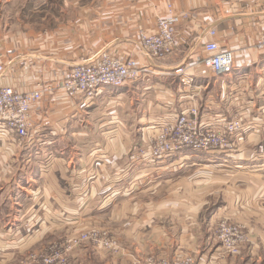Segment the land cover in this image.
Wrapping results in <instances>:
<instances>
[{
	"label": "crops",
	"instance_id": "crops-1",
	"mask_svg": "<svg viewBox=\"0 0 264 264\" xmlns=\"http://www.w3.org/2000/svg\"><path fill=\"white\" fill-rule=\"evenodd\" d=\"M168 3L182 17L173 49L156 60L139 50L137 32H153ZM73 4L77 15L56 31L0 34V63L8 69L0 85L54 86L33 111L25 148L0 140L1 172L13 171L0 175V264H16L27 250L94 227L115 234L121 251L103 254L88 241L73 252V264H136L134 256L148 254L189 255L202 264L220 251L212 235L218 214L235 218L248 233L238 254H224V264H264V53L255 47L264 30V0ZM210 27L219 45L233 51L230 74L212 75L198 64L200 36ZM100 51L134 57L146 70L122 86H103L92 99L58 87L71 66ZM196 95L202 121L239 113L238 150H188L151 163L130 158L134 146L157 132L154 122L168 115L166 105L179 108ZM221 192V205L208 214L209 199Z\"/></svg>",
	"mask_w": 264,
	"mask_h": 264
},
{
	"label": "built area",
	"instance_id": "built-area-1",
	"mask_svg": "<svg viewBox=\"0 0 264 264\" xmlns=\"http://www.w3.org/2000/svg\"><path fill=\"white\" fill-rule=\"evenodd\" d=\"M181 15L172 4H167L166 12L158 16L153 32L139 28L137 32L138 48L143 53L156 60L167 55L174 47L175 26ZM217 32L207 28L200 36L202 38L203 55L199 59L213 75H226L234 69V54L230 49H224L216 39ZM255 47L264 53V30L260 32ZM6 65L0 63V74L5 72ZM146 69L137 59L131 56L120 58L107 51L86 58L81 63L70 67L59 80L58 87L67 95H81L84 98H94L103 86L119 87L127 82L139 79ZM180 73L182 68H178ZM190 83V78L182 79ZM54 86L45 85L39 88L18 90L12 86L0 85V140L7 148L21 147L30 139L33 125V111L40 104L45 92L53 91ZM194 96L190 104L179 108L166 105L167 116L154 122L157 132L149 137L147 142L134 146L130 152L132 160H142L148 163L164 157L180 154L185 151L221 153L234 149L236 139L244 131L241 120L232 116L217 120L202 121L200 105ZM171 108V109H169ZM105 236V234H103ZM96 231L80 233L73 239L61 244L48 246L44 252L31 253L25 262L16 264H69L67 252L77 248L81 243L92 240L105 248H110L108 238L104 239ZM220 245L219 253L214 258H207L202 264H223L224 254H238L247 240L243 227L222 221L217 227ZM146 264H199L192 256L148 259Z\"/></svg>",
	"mask_w": 264,
	"mask_h": 264
},
{
	"label": "rangeland",
	"instance_id": "rangeland-1",
	"mask_svg": "<svg viewBox=\"0 0 264 264\" xmlns=\"http://www.w3.org/2000/svg\"><path fill=\"white\" fill-rule=\"evenodd\" d=\"M9 1H11V3L2 4V3H6V0H0V16H6V18H8V17L10 18V23L7 25L0 22V34H3V33L8 32V31H12V29H14V28H20V29H30V28L44 29V28H48V29H52L53 31H56L57 28L60 27L61 23H63L67 18H70L72 16L75 17L78 13V10H79V9H77L76 4H73L78 0H9ZM12 1H14V3H12ZM81 1L86 2L88 0H81ZM5 67L7 68V66H5ZM207 71L210 74H212V72H210V70L208 68H207ZM213 78H215V77H213ZM259 93H260L259 96H263L264 95V89H260ZM232 116L238 117L244 126V123H243L242 119L240 118L239 113L231 112L229 114V116H227L226 118H230ZM242 134H243V132H242ZM242 134L239 138L236 139V145H235L234 149L231 151H228V152H233L235 150H238L239 147H241L240 139L242 137ZM261 143L264 144L263 142H261ZM22 147L23 146H21L19 148L22 149ZM23 148H25V147H23ZM262 150H264V148H262ZM259 153L260 152H257L253 155H255V157H258ZM261 154H264L263 151H261ZM8 170H9L8 173H6V174L2 173L1 172V163H0V175L1 176L4 175L6 178L12 176V174H13L12 167L10 169L8 167ZM223 194H224V192H221L219 194L215 193L214 197L212 199L211 198L209 199V206L207 208L208 214H211V213L214 214V212L217 211L218 206L221 205L220 198H221V195H223ZM222 221L234 223L236 225H240L243 227V225L240 224V222H238L233 217H227V216H224L222 214L213 215V232H212V235H213V242L215 244L216 249L218 248L217 246L219 244V240H218V236H217V227H218V224ZM243 230L246 233V235H248V233L244 227H243ZM87 231H96V232L100 233L101 236H104L103 234H105V236L103 237L101 242L106 238L109 239L107 243L111 244L110 248H105V247L101 246L99 243H96L92 240L91 241L90 240L85 241V242H88V241L91 242L97 251H99L103 254L111 255V256H117L114 254H118L121 251V245L118 242L119 239L115 236V234H110V232L108 230L106 231V230L97 229L96 227H94L93 229L90 228V229H86L85 231H80V232H77L74 234H68V235H65L64 237H61L60 239L50 241L49 243H47L45 246L41 247L40 249L27 250L21 256V258H20V260H18V262L19 261L25 262L29 258L31 253L44 252L48 246H51L53 244L64 243L68 239H70V238L73 239L74 237H77L80 233L87 232ZM85 242L81 243L77 248L74 247L69 252H67V256H68L67 261L69 262V264H73V259H72L73 252L75 251L74 253H76ZM154 257H156V256L153 254H148L145 256H141V257L134 256L133 259H137L136 264H140V263L146 264L148 259H156ZM173 258H175V257H172V258L167 257L168 260H171ZM223 264H224V262H223Z\"/></svg>",
	"mask_w": 264,
	"mask_h": 264
}]
</instances>
